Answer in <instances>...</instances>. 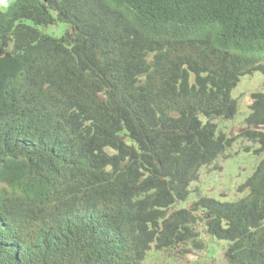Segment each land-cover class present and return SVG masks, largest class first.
I'll return each mask as SVG.
<instances>
[{
  "label": "trees",
  "instance_id": "1",
  "mask_svg": "<svg viewBox=\"0 0 264 264\" xmlns=\"http://www.w3.org/2000/svg\"><path fill=\"white\" fill-rule=\"evenodd\" d=\"M254 72L264 0H0V264H143L199 225L264 264V157L243 197L175 208L229 157L218 120ZM250 109L264 126V89Z\"/></svg>",
  "mask_w": 264,
  "mask_h": 264
},
{
  "label": "rangeland",
  "instance_id": "2",
  "mask_svg": "<svg viewBox=\"0 0 264 264\" xmlns=\"http://www.w3.org/2000/svg\"><path fill=\"white\" fill-rule=\"evenodd\" d=\"M68 28L66 23L41 27L50 35L61 36ZM264 89V75L254 72L245 75L233 89L232 95L237 100L236 115L229 120H218L219 129L229 136L236 137L228 149L229 157H219L215 164L203 167L199 178L190 185L187 199L177 202L175 208L189 207L200 196L213 197L219 201H233L245 195L238 187L253 173L256 165L264 157V152L256 153L260 143L245 135L248 130L264 131V126L247 123L251 112V94ZM199 243L188 242L170 249L153 251L148 254L143 264H229L224 251L227 242L212 238L199 225Z\"/></svg>",
  "mask_w": 264,
  "mask_h": 264
}]
</instances>
